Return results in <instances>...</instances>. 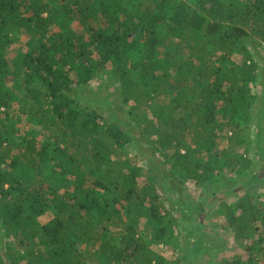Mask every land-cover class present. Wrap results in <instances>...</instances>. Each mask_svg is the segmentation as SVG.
Masks as SVG:
<instances>
[{"label":"trees","instance_id":"obj_1","mask_svg":"<svg viewBox=\"0 0 264 264\" xmlns=\"http://www.w3.org/2000/svg\"><path fill=\"white\" fill-rule=\"evenodd\" d=\"M262 44L264 0H0V264H174L149 244L188 207L154 156L195 184L245 172ZM105 70L128 122L80 92ZM224 210L244 263L264 264V203L247 189Z\"/></svg>","mask_w":264,"mask_h":264},{"label":"rangeland","instance_id":"obj_2","mask_svg":"<svg viewBox=\"0 0 264 264\" xmlns=\"http://www.w3.org/2000/svg\"><path fill=\"white\" fill-rule=\"evenodd\" d=\"M237 1L241 4L248 0ZM21 47L22 45L18 44L12 45L7 53L8 59L13 60L16 50ZM257 53L256 57L260 61L257 66V80L250 89L252 99L247 113L249 117L246 118V122L244 121L246 131L243 130L242 133L247 139L248 150L244 154L242 148L235 150L243 155L242 158L246 156L250 160L245 172L240 175L231 171L228 175L224 173L205 183L195 184L193 181L181 178L177 170L174 172L172 165L165 162L166 157L159 154L154 156V160L159 165L160 163L164 165L161 166L165 169L161 173L163 188L173 202L188 207L182 210L177 208L173 213L178 220L172 230V239L168 246L161 243L149 244L153 250L164 253L167 260L174 264H225L235 259H240L242 264H245L244 250L234 243L233 235L227 232L224 204L234 205L247 189L257 201L264 203V102L261 103L264 92L260 86L264 83V44L259 47ZM98 77L80 92L88 100L96 102L98 109L107 117L111 118V114H114L123 123L130 121L128 106L114 98L112 86L108 84L107 71L105 70ZM163 104L161 98L157 99L154 105L155 115L159 113ZM25 121V117L20 116L15 119L10 118L8 124L29 128L31 125H27ZM256 140L257 144L254 143ZM140 142L144 154L149 152L151 144L142 138ZM127 153L132 154L130 150ZM21 169L24 171V178L31 180L33 172L30 168L21 165L17 168V172L20 173ZM50 216L51 213L46 214L39 222H47ZM4 235L11 242L12 235L7 232H4Z\"/></svg>","mask_w":264,"mask_h":264}]
</instances>
